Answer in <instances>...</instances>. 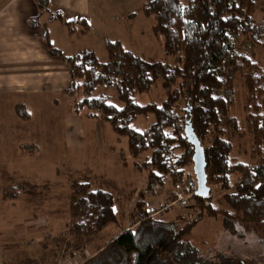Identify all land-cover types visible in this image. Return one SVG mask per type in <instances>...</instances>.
<instances>
[{
    "label": "trees",
    "instance_id": "16d2710c",
    "mask_svg": "<svg viewBox=\"0 0 264 264\" xmlns=\"http://www.w3.org/2000/svg\"><path fill=\"white\" fill-rule=\"evenodd\" d=\"M257 1L145 0L144 15L153 20L152 33L160 38L163 54L172 62H149L119 41L110 40L105 43V59L89 49L65 55L52 43L46 23L41 34L50 55L62 57L69 69L73 85L65 93L70 97L80 94L72 111L76 115L85 112L87 117L108 124L118 138L126 139L133 167L147 174L146 187L139 196L155 187L161 189L167 181L180 187L188 177L186 190L205 216H220L224 230L230 234H237L241 226L264 240V159L254 167L234 162L231 143L223 138L222 128V120L226 119V126L237 129L229 113L236 102L235 82L242 78L255 154L262 156L264 60L261 65L233 51L234 38L242 37L258 46L264 59V22L254 18ZM36 3L39 11L49 14V21L63 23L70 35L78 27L86 31L90 28L85 18L67 20L51 10L50 0ZM37 21L31 20L33 25ZM158 83L165 92L164 100L160 104L140 103L138 96L148 94ZM15 112L22 120L29 118L24 105H17ZM150 116L154 121L145 130L133 127L140 117ZM189 126L204 149L207 185L218 184L228 190L222 197L226 209L213 208L212 195L197 196L195 175L193 180L185 174L194 154L186 136ZM210 133L214 134L212 141L207 140ZM21 150L31 154L38 147L23 144ZM120 156L123 166L128 167L127 156L123 152ZM25 190L34 188H7L2 197L15 201ZM70 193L77 198L69 206L73 235L80 239L96 236L108 224L116 223L111 193L93 190L89 183H72ZM141 204L144 206L143 201ZM196 224L198 220L184 217L146 219L135 229L123 231L82 264H202L200 251L186 240Z\"/></svg>",
    "mask_w": 264,
    "mask_h": 264
},
{
    "label": "rangeland",
    "instance_id": "374dc122",
    "mask_svg": "<svg viewBox=\"0 0 264 264\" xmlns=\"http://www.w3.org/2000/svg\"><path fill=\"white\" fill-rule=\"evenodd\" d=\"M73 1L78 3V0H68L70 4ZM144 2L83 0L79 4H85L90 15L84 11L80 17L72 11L65 16L69 20L86 17L89 30L78 27L74 34L67 35L66 28L56 23L48 26L51 40L67 52L89 49L101 59L107 56L106 41H119L125 49L149 62H172L165 58L160 38L152 33L153 20L144 15ZM254 18L264 22V0L256 2ZM59 36L66 40L58 39ZM234 43L233 51L263 65L258 46L242 37H235ZM235 87L236 102L229 117L235 119L237 129L226 126V119H223V138L231 143L230 157L234 162L254 167L264 159V148L262 156L255 154L254 138L246 118L244 80L238 78ZM67 89L66 86L52 94L37 91V97L33 94L32 102L39 101L33 111L31 109L34 116L28 122L21 121L14 113L17 103L30 109L26 99L15 91H0V264H82L123 231L135 229L141 222L138 216L145 212L147 203L152 200L151 206L159 208L179 190L184 192L186 205L165 211L160 219L198 220L186 240L200 251L202 264H264V240L241 226L237 234H230L224 230L220 216H205L191 199L192 193L186 190L188 177L180 187L167 181L161 189L155 187L139 196L146 187L147 174L133 167L134 160L127 156L126 139L118 138L108 124L88 119L83 113L77 115L76 122L70 121L76 117L72 108L80 94L70 97L65 93ZM164 98L165 92L158 83L148 94L138 96V101L160 104ZM153 121L151 116L140 117L133 127L143 131ZM70 132L77 136H73V144L68 148ZM213 139L214 134L210 133L207 140ZM28 142L39 147L36 153L25 154L19 150V145ZM120 152L127 156L128 167L123 166ZM143 160L144 156L140 161ZM193 173L191 161L185 174L192 178ZM72 183H89L93 190L111 193L115 199L116 223L108 224L96 236L80 239L73 235L69 206L77 198L71 196ZM18 185L34 190L20 192L15 201L4 200L2 191ZM208 187L213 208L226 209L222 197L228 190L218 184ZM142 201L144 206H140ZM135 208L137 211L133 214Z\"/></svg>",
    "mask_w": 264,
    "mask_h": 264
},
{
    "label": "crops",
    "instance_id": "0c3cea01",
    "mask_svg": "<svg viewBox=\"0 0 264 264\" xmlns=\"http://www.w3.org/2000/svg\"><path fill=\"white\" fill-rule=\"evenodd\" d=\"M81 1L83 0H78L77 4L75 3L76 1L70 4L68 0H50V8L53 11L60 12L67 20L69 19L65 15L72 11L78 13L80 17L85 14L84 11L90 15V11L85 10L87 6L85 4H79ZM32 19L38 20L34 24L35 26L31 22ZM86 20L89 21L87 18ZM45 23L49 27L50 25L53 26L58 23L67 30V27L63 23L49 21V14L38 10L36 0H0V91H15L22 95V98L26 99L30 109L27 110V106L22 103H17L14 106V113L20 119L15 112V107L17 105H24V108L29 114V118L20 120L25 122L32 120L34 115H32L31 109L33 111V107L39 101L32 102L33 94L36 97L37 91H41L43 94H52L56 92L55 90H60L66 86L68 88L67 90H69L73 85V79L64 59L62 57L51 56L43 40L41 28ZM62 38L66 40L62 36H59L58 39ZM52 43L54 44L53 41ZM60 43H62V40ZM54 46L65 55L73 54L75 51L73 50L71 52L69 50L67 52V50L61 49L57 44H54ZM35 111L36 109L33 112L34 114ZM83 115L88 119H92L87 117L85 112ZM75 119H79L77 115L76 117L70 118V121L76 122ZM78 123L79 120L76 125ZM73 136L71 132L67 135L70 142L68 145L65 143V145L68 148L73 144ZM76 136L77 134H75L74 138ZM23 144H29V142L19 145L21 152V146Z\"/></svg>",
    "mask_w": 264,
    "mask_h": 264
},
{
    "label": "water",
    "instance_id": "95a60500",
    "mask_svg": "<svg viewBox=\"0 0 264 264\" xmlns=\"http://www.w3.org/2000/svg\"><path fill=\"white\" fill-rule=\"evenodd\" d=\"M186 136L190 144L194 147L192 162L193 172L197 184L195 194L201 198H205L208 197L210 188L207 185L206 159L204 149L190 126L186 129Z\"/></svg>",
    "mask_w": 264,
    "mask_h": 264
},
{
    "label": "built area",
    "instance_id": "2783aa9c",
    "mask_svg": "<svg viewBox=\"0 0 264 264\" xmlns=\"http://www.w3.org/2000/svg\"><path fill=\"white\" fill-rule=\"evenodd\" d=\"M151 203H152V200L150 203L146 204L147 207L144 210L145 212L138 216V218H140L139 221L142 222L146 219L163 220V219H160V216L162 217L165 211H172L173 209L177 208L178 205H181V206L186 205V202L184 199V192L180 190L176 192L174 198H169L167 202L165 201V203L162 204V206L159 208H156L155 206H151Z\"/></svg>",
    "mask_w": 264,
    "mask_h": 264
}]
</instances>
